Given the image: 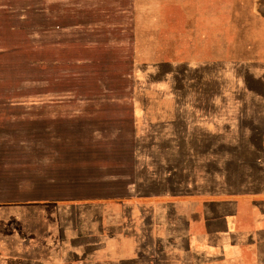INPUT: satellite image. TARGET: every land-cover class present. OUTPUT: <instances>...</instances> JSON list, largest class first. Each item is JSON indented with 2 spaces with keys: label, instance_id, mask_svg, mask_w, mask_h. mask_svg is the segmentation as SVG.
<instances>
[{
  "label": "rangeland",
  "instance_id": "374dc122",
  "mask_svg": "<svg viewBox=\"0 0 264 264\" xmlns=\"http://www.w3.org/2000/svg\"><path fill=\"white\" fill-rule=\"evenodd\" d=\"M3 47L17 48L0 54L13 262L184 264L208 217L264 201V148L251 136L264 130V0H0ZM71 63L97 76L78 82L98 96L48 80Z\"/></svg>",
  "mask_w": 264,
  "mask_h": 264
},
{
  "label": "crops",
  "instance_id": "0c3cea01",
  "mask_svg": "<svg viewBox=\"0 0 264 264\" xmlns=\"http://www.w3.org/2000/svg\"><path fill=\"white\" fill-rule=\"evenodd\" d=\"M252 58L257 59L255 55ZM66 93L71 94L70 91ZM80 94L77 96L71 95L74 98L79 96V98L84 99L96 97L89 96L93 94L90 91L80 92ZM261 94L259 98L264 99V93ZM262 108L264 111V107ZM243 110H245L244 107ZM256 130L258 135L255 138L252 137V140L256 141V145L263 149L264 130ZM262 192L264 190L254 193ZM256 196H259V194ZM40 200L47 201L46 198ZM261 202L256 200V203L252 204V208L248 212L239 205L240 203H231L234 207L231 216L221 214L215 216L216 218L208 217L205 220L206 230L204 234H201L199 246H195L192 237L186 239L185 251L183 252V257L186 259L184 264H264V201ZM15 203L16 200L0 199V211L7 210ZM5 214V211L3 214L0 212V221L2 222H0V264H18L15 261L13 262V258L9 256L12 251L14 252V245L17 242L16 222H12L10 215ZM245 214L247 215L245 216ZM215 226H219V228L217 229ZM23 242L27 243L29 240L25 238ZM161 253L157 251L153 257L159 259ZM24 256L25 259L20 261L19 264H33L31 255L25 254ZM141 259H138L137 262H124L121 264H145ZM95 264L99 263L95 262ZM152 264L155 263L152 262Z\"/></svg>",
  "mask_w": 264,
  "mask_h": 264
},
{
  "label": "trees",
  "instance_id": "16d2710c",
  "mask_svg": "<svg viewBox=\"0 0 264 264\" xmlns=\"http://www.w3.org/2000/svg\"><path fill=\"white\" fill-rule=\"evenodd\" d=\"M56 20H57V24H55L54 27H57V28L60 29L61 27L67 25L66 22H64L60 18H57ZM15 50H17V48L3 47L0 50V54L12 53V52H15ZM56 63H58V61ZM74 66H75V64H73V63L67 64V65H64V66H59V64L58 65L56 64V66H55L56 68H65V69H63L59 73H55V75L51 74L49 76L50 78H48V80H50V81L51 80H56L55 83L57 85L58 84H64V87H62V89H60L61 91H70L71 94H73L74 96H77V95L80 94V90H82V89H80L79 82L80 81H84L85 79H88L89 76H95L96 79H97V76L96 75H92V73H90V72H78V71H75V70L71 69ZM98 78H100V77H98ZM99 83H100L99 84L100 89L104 88V86H106L105 89H113V85L110 82H107V81L105 82V78L103 79V81L100 79ZM95 86L98 87V84L95 83ZM96 89H98V88H96ZM85 90L89 91L90 89H85ZM52 91H59V89L56 88V90H55V89L52 88ZM108 91L111 92V93H114L116 95H120V96L122 94L120 92H114V91H110V90H108ZM89 96H98V94H90ZM120 96H117V97H120ZM109 117H113V116H109ZM115 117H117V118H111V119L107 118L106 119V118H99V117L95 118V117H93V119H91V120L92 121H96V123H99V124L106 123V124H112L113 126H116V125H119V124H117V122L120 121V118L118 116H115ZM123 119L124 118H122V120ZM112 125H108V127H112ZM90 130H91L90 132L92 133V132H94L95 128H91ZM257 135H258V131L256 129H254V132L252 133V137L255 138V137H257ZM98 146L99 145L94 147L92 145H89V146H87L85 148H81L80 156L83 157L82 159H85L88 162H90V160H92L91 156H94V155L98 154V151H99V149H97ZM77 157H79V156H77ZM124 170L125 169L117 170V171H124ZM84 179H86V178H84ZM74 180H76V179H74ZM78 180H79V182H77V183H78V186H80V187L92 188L94 186L90 182H88L86 180H82V178L81 179L79 178ZM91 193L92 194H90V195H95L93 193H96L99 196L107 195V194H104L102 192H91Z\"/></svg>",
  "mask_w": 264,
  "mask_h": 264
}]
</instances>
